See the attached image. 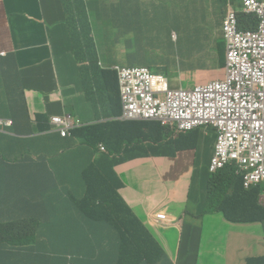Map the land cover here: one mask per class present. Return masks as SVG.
Listing matches in <instances>:
<instances>
[{
    "label": "crops",
    "instance_id": "crops-1",
    "mask_svg": "<svg viewBox=\"0 0 264 264\" xmlns=\"http://www.w3.org/2000/svg\"><path fill=\"white\" fill-rule=\"evenodd\" d=\"M78 1L0 0V52L5 51L4 55L0 53V118L9 119L8 105L11 108L13 104L22 105L26 102L23 98H26L30 123L34 127V133H9V127H0V179L18 178L22 181L24 185L20 189L12 188L19 191L16 195L33 196L35 190L41 193L45 181H51L53 176L74 177V173L65 175L66 167L74 171L77 166L73 162L66 163L73 155L64 158L61 153L67 148H81L82 140L72 137L63 139L60 131L50 124V130L40 132L37 124L39 115L51 119L69 114L81 121L82 126L77 129L120 121L123 105L112 99V92L117 88V75H104L105 70L112 69L114 64L122 65L128 57L133 61L142 57L147 60L145 65L154 68L152 73L166 75L169 72L166 68L173 65L177 56L174 49L179 50L188 44L197 35L202 23L218 26L224 37L222 21L227 12H243L242 0L224 3L208 0L209 4H204L203 0H83L84 8L77 9L74 4ZM39 18L46 19L43 25L34 23ZM180 24L187 34L182 43H179L178 36ZM249 24L246 26L249 27ZM110 25L115 26V39L112 40L115 52L106 50V46L101 44L109 41ZM257 28L258 20L253 30ZM166 60L170 62L164 67L161 62ZM211 64L213 68L219 67L216 58ZM200 73H196V79L206 84L200 81ZM224 77L225 72L211 81ZM87 78L97 81L94 96L87 97ZM101 134L103 138L113 136L117 140V149L122 145V137L118 138L121 133ZM171 137L168 133L165 141ZM193 142V139L182 140L181 150L176 156H163L166 151L117 164L114 172L118 179L123 174V165H126L124 172L130 173L148 170L146 164L151 162L156 172L153 181L140 179V185L121 179L123 187L118 194L124 200L125 215L130 217L131 210L148 233L158 239L167 254L178 258L179 264H212L210 258L216 259L217 264H248L250 257L264 255V237L258 245L257 238L251 236L252 224L230 223L235 226L237 237L232 234L227 240L211 241L203 231L205 217L209 216L212 220L220 217L206 212L204 191L190 199L179 185L171 183L172 179L165 180V175L171 176L182 170L191 153L203 151L201 182L206 184L210 172L209 169L206 172L205 166L210 165L212 158V151H207L210 144L201 133L195 137V145L191 146ZM93 151L97 153L87 167L96 162L101 154H106L99 150V145ZM155 151L158 150L152 152ZM0 184L4 182L0 181ZM189 202L192 203L191 208ZM98 203L99 197L92 193L83 177L81 197L75 204L61 210L63 220L81 215L77 225L80 228L87 222L88 213L100 212ZM160 212H165L174 221L171 229L161 230L162 226L155 219ZM257 226L264 236V224ZM100 228L102 234L108 236L117 233L115 228L104 225ZM255 246L260 254L249 253V249Z\"/></svg>",
    "mask_w": 264,
    "mask_h": 264
},
{
    "label": "trees",
    "instance_id": "trees-1",
    "mask_svg": "<svg viewBox=\"0 0 264 264\" xmlns=\"http://www.w3.org/2000/svg\"><path fill=\"white\" fill-rule=\"evenodd\" d=\"M220 2L224 3L228 0H220ZM74 5L77 9H83L84 1L80 0ZM6 18H8V14ZM238 18L242 30H253L257 26V17L254 15L246 14L243 11L238 14ZM247 23H250L249 27L246 26ZM178 36L179 43L184 42V38L187 36L182 24L178 28ZM92 47L96 57L94 40ZM0 53H5V51ZM135 62L139 64L138 67L144 66L154 70L152 66L145 65L147 60L142 57L136 58L134 61L128 57L122 65L114 64L112 66L135 68L137 67ZM109 74L117 75L118 79L117 88L112 92V99L123 105L118 71L114 69L104 71V75ZM212 79L214 78L208 77L203 72L200 73V81L207 83ZM97 86V81L88 78L85 80L87 97L96 95ZM8 111L9 119L0 118L1 128L9 127V133H34L26 102L22 105L13 104L12 108L9 104ZM7 121H11V125H8ZM49 121L50 119L46 116H38L37 124L40 132L51 129ZM101 133H121L118 137H122L120 148L115 147L117 140L113 136L107 135L103 138ZM168 133L180 134L176 139L171 137L169 141H165ZM182 133L186 132L179 130L176 126H164L157 120L118 121L74 129L71 137L82 140L83 148L90 151L98 144L104 143L108 153L102 154L84 172V177L88 181L92 193L99 197L100 212L97 214L88 213L86 215L88 220L82 227L75 230H63L60 234H57L51 223V214L28 215L20 213L28 207L27 201L36 202L39 200L35 197L16 195L19 191H13L12 188L20 189L24 185L22 181L18 178L14 180L0 179L4 182V184H0V209L10 214V222L5 225L6 231L0 229V264H3L2 259L20 257L21 254H39L44 258L42 264H67L69 261H74L76 264H151L159 262L161 260L160 248H158L155 237L148 233L143 223L131 210L130 217L125 215L124 200L118 194L123 185L114 170L117 164L134 158L164 154L166 151L163 156H176L181 150L182 140L198 132L194 131L186 135ZM91 137L96 139L93 140ZM155 149L158 151L152 152ZM54 180L53 176L51 181ZM61 185L65 188V194L69 198L82 193V191L74 190L66 179L61 182ZM260 192L259 188L244 190L240 179L230 169L221 170L218 173H212L208 180V201H206L205 210L211 214H222L226 220L235 224H254L256 223L254 218L264 219V206L260 202ZM76 216L79 219L81 217V215L80 217ZM23 221L33 227L34 233L30 232L24 238H20L18 231L21 224L19 223ZM102 225L117 229V233L110 236L102 234L103 230L100 228ZM37 230H40L39 237L36 236ZM42 237L44 239H41ZM40 246L43 248L40 249ZM20 263L19 261L12 262V264ZM31 263L35 262H29V264ZM248 264H264V255L250 257Z\"/></svg>",
    "mask_w": 264,
    "mask_h": 264
},
{
    "label": "built area",
    "instance_id": "built-area-1",
    "mask_svg": "<svg viewBox=\"0 0 264 264\" xmlns=\"http://www.w3.org/2000/svg\"><path fill=\"white\" fill-rule=\"evenodd\" d=\"M242 8L257 17L258 28L242 30L238 13L227 12L223 26L227 43L223 79L189 89L171 88L165 75L152 74L145 67L112 69L118 71L122 120H157L182 131L212 124L217 133H249L260 161L256 170L245 176L249 185L264 182V0H242ZM230 102L244 110L236 111ZM78 123L81 121L69 114L53 116L49 121L60 133H72L82 126Z\"/></svg>",
    "mask_w": 264,
    "mask_h": 264
},
{
    "label": "clouds",
    "instance_id": "clouds-1",
    "mask_svg": "<svg viewBox=\"0 0 264 264\" xmlns=\"http://www.w3.org/2000/svg\"><path fill=\"white\" fill-rule=\"evenodd\" d=\"M149 71L151 72L150 69ZM155 75H159V74H155ZM230 103L232 104V106L234 107L236 111L244 110V109H240L236 107L232 102ZM122 114H123V111H122ZM122 114L120 115L119 120L126 121V120L121 119ZM129 121H139V120H129ZM164 126H169V125H164ZM200 128H205L204 133H201V135H203V137L206 138V140L210 144L209 149L213 148V150H211L212 158H211V162L209 166L210 176H208V179H207L206 201H208L207 199L208 198V180L212 176V173H218L221 170L230 169L232 173L240 179L242 183V187L246 191H249L254 188H258V185L262 182L251 183L249 185H246V180H245V176L248 173H253L256 170L258 164L260 163L252 147L250 134L249 133H217V129L212 124H208V125L199 126L189 131H185L186 133H182L186 135L190 132H194V131L198 132L191 136H187V138L184 139L183 141L193 139L194 142L192 143L191 146H194L195 137L199 135ZM209 130H213V132L215 133L214 137H210L207 134ZM42 134H46V133H42ZM169 134L172 135L173 139H176V137H178L180 133H169ZM59 135L63 139L71 137V133H59ZM98 145H99L100 151H105V153H108V150L106 149V146L104 145V143H100ZM93 149L88 151L85 148L81 147V148L73 149V150L69 148H67L66 150H63L61 153L62 157L66 158L69 152H71L73 155V157L71 159H68L66 163L73 162L77 165L74 171L66 167L65 175H67L68 173H71V174L74 173V177L72 178L71 176L70 179H68L66 176L56 177L53 182L50 180L49 181L46 180L45 183L47 184L46 185H44L45 183L43 184L42 186L43 191H41V193H38V191L35 190V192L33 193V196H29V197H35L39 200L36 202L27 201L26 203L28 204V207L25 208L24 212H22L21 214H28V215L51 214V223L54 226L55 230L57 231V234H60V232L63 230H75L77 228V225L80 219L76 215H72L68 220L64 221L63 216L61 214V210L70 204H75L76 200L81 197V193L74 195L72 198H69V196L65 194V188L61 185V182L64 179H66L72 185V188L74 190L82 191L84 172L88 168L87 165L90 159L97 153L96 151H93ZM91 151H92V154H91ZM144 158L145 157L134 158L133 160H140ZM120 181L122 182L121 179ZM122 185H123V182H122ZM155 219L158 225L162 226L161 230L171 229V225L174 223V221L171 220L165 212H160L156 214ZM254 219L256 221L255 224H264V219L263 220L260 218H254ZM226 221L229 222L228 220ZM9 222H10V214L0 211V229L2 226L9 224ZM23 222H26V221H23ZM229 223L235 224L232 222H229ZM30 232L34 233L32 226L28 234ZM25 236L26 234L20 238H24ZM36 236L37 237L40 236V230L36 231ZM41 239H44V238L42 237ZM155 239L158 242V248H160L159 253L161 255V260L159 262H155L151 264H179L178 258L174 256H169L165 248L158 241V239L156 237ZM42 248L43 246H40V249ZM43 259L44 258L40 256L39 254H21L20 257L2 259V263L12 264V262L19 261L21 262L20 264H29V262H35L31 264H42ZM67 264H76V262L69 261Z\"/></svg>",
    "mask_w": 264,
    "mask_h": 264
},
{
    "label": "rangeland",
    "instance_id": "rangeland-1",
    "mask_svg": "<svg viewBox=\"0 0 264 264\" xmlns=\"http://www.w3.org/2000/svg\"><path fill=\"white\" fill-rule=\"evenodd\" d=\"M204 4H209L208 0H203ZM2 3V1H1ZM4 5V3H3ZM44 18H39L35 20L34 23H38L43 25L45 23ZM97 27L99 28V20L96 21ZM109 36L108 42L101 43L103 46H106V50H112L115 52V42H112V40L115 39V35L113 32L115 31V26H109ZM1 32V30H0ZM207 35L208 37H204ZM210 36V38H209ZM174 52L180 54L182 57L177 55L173 59V65H168L170 60L162 61V66L168 67L166 70L169 72L166 73V77L168 78L169 85L171 88H190L194 85L201 84L196 79V73L204 72L208 77L210 78H217L219 74L224 75L225 72V65H226V59H227V43L225 40V37H223L220 33V29L218 26L204 22L200 25V29L197 31V35H194L192 39L188 42V44H185V46H181L179 50L174 49ZM216 58L218 61L219 67L213 68L211 62L212 60ZM24 101L27 102L26 98H23ZM78 125H81V123H78ZM205 128H200L199 133H204ZM210 137H214L215 133L213 130H209L207 133ZM213 148L208 149L207 151H211ZM191 153V152H190ZM202 154L203 151L200 153H191L185 163V166L182 168V170L177 171L176 173H173L171 176L165 175V180L172 179V184L179 185L181 189L184 192V195H189L190 199L203 192L205 195V204H206V187L207 182L205 185H202V169L204 167V163L202 160ZM72 155L71 152L67 154V157ZM139 165H145V164H139ZM149 166L148 170H135L134 172H124L125 166L123 165V171L122 175H120L121 179H125L128 182L132 183L133 185H140V179H146L149 181H153L156 178V172L154 169V166L151 164V162H148L146 164ZM210 165H206L205 169L208 173ZM130 167V166H129ZM121 168V169H122ZM210 176V174H209ZM258 188L260 189V200L262 205L264 206V182L260 183L258 185ZM171 205L175 206V203H171ZM189 208L192 207V203L189 202ZM194 206V205H193ZM197 210L198 208L194 206ZM215 215H218V219L212 220L209 216L205 217V223L204 226V234L205 236L210 239L211 241H221V240H227L230 236L235 235L237 237V232L235 230V226L231 225L229 222L225 220V218L219 214L216 213ZM205 216V215H204ZM203 216V218H204ZM21 227L18 231V234L20 237H23L25 234H28V232L31 229L30 224L27 222H21ZM252 232L251 236L253 238H257L258 245L262 242L261 238H263V234H260L259 228L257 224H252ZM1 229L5 232L6 226H2ZM211 247V246H210ZM264 250V247H262ZM249 253L253 254L258 252L257 246L251 247L249 249ZM212 264H217V260L214 258H210Z\"/></svg>",
    "mask_w": 264,
    "mask_h": 264
}]
</instances>
